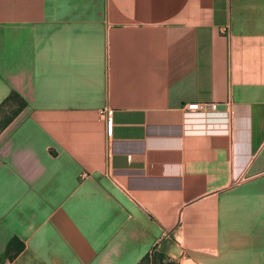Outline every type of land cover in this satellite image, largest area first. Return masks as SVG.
Wrapping results in <instances>:
<instances>
[{
  "label": "crops",
  "instance_id": "obj_1",
  "mask_svg": "<svg viewBox=\"0 0 264 264\" xmlns=\"http://www.w3.org/2000/svg\"><path fill=\"white\" fill-rule=\"evenodd\" d=\"M155 254L264 264V0H0V264Z\"/></svg>",
  "mask_w": 264,
  "mask_h": 264
},
{
  "label": "built area",
  "instance_id": "obj_2",
  "mask_svg": "<svg viewBox=\"0 0 264 264\" xmlns=\"http://www.w3.org/2000/svg\"><path fill=\"white\" fill-rule=\"evenodd\" d=\"M183 110L187 112H195L197 114H201L202 116L208 115L211 113H215L219 108V105L216 103H199V102H191L185 104ZM112 110L110 108H104L101 110V116L104 118L106 124V133L107 135H111L113 128V119H112Z\"/></svg>",
  "mask_w": 264,
  "mask_h": 264
},
{
  "label": "trees",
  "instance_id": "obj_3",
  "mask_svg": "<svg viewBox=\"0 0 264 264\" xmlns=\"http://www.w3.org/2000/svg\"><path fill=\"white\" fill-rule=\"evenodd\" d=\"M14 100L15 102H17V108L13 111V113L7 117V119L4 121L3 125H6L7 123H9L11 121V119L23 108L24 103L23 101L15 94L14 96L11 95L7 100H5V102L2 104V106H4L9 100ZM19 99V100H18ZM1 106V107H2ZM145 260H150L149 256L145 257ZM153 264H164L162 261V256L159 254H155L153 256Z\"/></svg>",
  "mask_w": 264,
  "mask_h": 264
},
{
  "label": "rangeland",
  "instance_id": "obj_4",
  "mask_svg": "<svg viewBox=\"0 0 264 264\" xmlns=\"http://www.w3.org/2000/svg\"><path fill=\"white\" fill-rule=\"evenodd\" d=\"M142 264H149V261L147 260H145ZM151 264V263H150ZM171 264V263H170ZM172 264H179V263H172Z\"/></svg>",
  "mask_w": 264,
  "mask_h": 264
},
{
  "label": "water",
  "instance_id": "obj_5",
  "mask_svg": "<svg viewBox=\"0 0 264 264\" xmlns=\"http://www.w3.org/2000/svg\"><path fill=\"white\" fill-rule=\"evenodd\" d=\"M219 108H220V109H223V108H224V105H219Z\"/></svg>",
  "mask_w": 264,
  "mask_h": 264
}]
</instances>
